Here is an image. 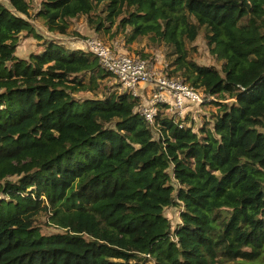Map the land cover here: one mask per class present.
<instances>
[{"label":"trees","instance_id":"trees-1","mask_svg":"<svg viewBox=\"0 0 264 264\" xmlns=\"http://www.w3.org/2000/svg\"><path fill=\"white\" fill-rule=\"evenodd\" d=\"M10 2L0 0V264H264V0H43L34 13ZM81 14L96 31L119 21L129 43L165 44L172 75L219 96L216 117L196 131L163 114L159 136L130 95L77 99L109 75L96 57L56 40L16 55L19 35L35 33L28 19L68 35ZM202 33L220 71L189 56ZM173 206L177 226L164 217ZM43 215L64 232L46 234Z\"/></svg>","mask_w":264,"mask_h":264},{"label":"built area","instance_id":"built-area-1","mask_svg":"<svg viewBox=\"0 0 264 264\" xmlns=\"http://www.w3.org/2000/svg\"><path fill=\"white\" fill-rule=\"evenodd\" d=\"M64 44L73 51L96 57L100 68L120 85L123 90L120 93L130 95L139 102L134 113L154 128L159 136L162 135V130L156 124L159 116L166 114L180 127H186L189 124L182 119L188 120V114L195 105L212 104L219 98L195 88L184 78L172 75L169 62L153 56L144 58L130 54L116 44H106L97 36L78 40L72 43V47L67 42ZM1 187L0 184V194Z\"/></svg>","mask_w":264,"mask_h":264},{"label":"rangeland","instance_id":"rangeland-1","mask_svg":"<svg viewBox=\"0 0 264 264\" xmlns=\"http://www.w3.org/2000/svg\"><path fill=\"white\" fill-rule=\"evenodd\" d=\"M2 3L11 8L10 0H1ZM43 0H28V2L32 6L31 12H36L41 7V2ZM106 14V13H105ZM103 14V16H105ZM33 26L35 27V33H21L19 35L18 47L16 55L19 58L27 59L32 53H42L44 51L43 43L46 40H56L60 42H67V44L72 47V43L77 42L78 40L89 38L91 36H97L101 40H103L108 45L116 44L118 48H121L123 51H126L130 54L135 55H145L146 57H157L160 60L171 63V59L169 57L170 50L166 49L165 44H155L148 39V37H142L137 39L136 41L129 43L128 35L129 29H123L119 26V21L115 23V25L109 31H96L93 27L89 25V19L81 14L71 19L70 23V31L68 35H60L53 34L47 32V30L43 27L40 21H35L32 18L28 19ZM39 35V37L36 36ZM189 56L191 59L196 61L200 65H209L214 66L219 71L222 69L224 62L214 57L210 52V47L207 43L204 34L202 33L196 41L188 46ZM108 75V74H107ZM83 81L89 84V77H85ZM102 84H100L96 90L97 93L93 92H79L77 94V99L79 100H90L92 98H102L103 94H120L123 92L121 90L120 85L114 80V78L110 75L106 76L104 79L100 80ZM104 85L107 86V89H104ZM97 96V97H96ZM227 102V101H224ZM228 102H233V99H229ZM86 103V102H85ZM84 104V103H81ZM194 108V107H193ZM193 108L188 114V120L182 119V121L187 124L194 123V129L198 131L199 128L206 127V124L209 120L216 117L218 114V107L212 104H204L199 107ZM11 181H15V177H11ZM1 200L6 198L5 194L1 190L0 194ZM0 200V201H1ZM181 210L182 207L173 206L168 208L165 211L164 217H168L174 226H177L182 222L181 218ZM41 226L43 227V231L46 234L53 233H63L64 231L56 226H53L48 219V216L43 215L40 217Z\"/></svg>","mask_w":264,"mask_h":264}]
</instances>
